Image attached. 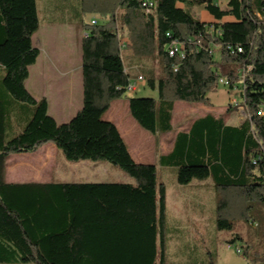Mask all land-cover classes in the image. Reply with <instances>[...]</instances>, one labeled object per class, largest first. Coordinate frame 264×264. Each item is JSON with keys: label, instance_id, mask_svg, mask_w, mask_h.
I'll return each mask as SVG.
<instances>
[{"label": "trees", "instance_id": "16d2710c", "mask_svg": "<svg viewBox=\"0 0 264 264\" xmlns=\"http://www.w3.org/2000/svg\"><path fill=\"white\" fill-rule=\"evenodd\" d=\"M143 1L78 0L70 22L84 31L82 102L58 123L46 98L35 99L24 86L39 54L31 39L39 27L37 0H0V263L165 264L166 187L155 164L135 162L116 126L103 118L122 97L140 127L165 133L172 130L174 102L209 104L207 93L219 77L229 89L238 86L247 115L239 126L206 114L177 132L171 151L159 158L176 168L178 184L211 179L219 230L247 219L250 201H264V115L258 114L264 108V0H154L150 12ZM193 8L211 17L209 25ZM88 13L94 18L85 20ZM122 34L139 64L157 62V73L150 67L146 78L157 99L126 95L131 75L120 53ZM169 37L181 42L182 57L167 53ZM211 44L218 47L216 59ZM227 45L242 49L231 52ZM46 143L68 161L106 160L134 181L4 180L6 156ZM247 264H264V250L249 255Z\"/></svg>", "mask_w": 264, "mask_h": 264}, {"label": "rangeland", "instance_id": "374dc122", "mask_svg": "<svg viewBox=\"0 0 264 264\" xmlns=\"http://www.w3.org/2000/svg\"><path fill=\"white\" fill-rule=\"evenodd\" d=\"M61 2L65 3L66 1L61 0ZM67 2L70 6L69 14L71 18L72 15L75 16L76 14L73 9L77 4L76 0H68ZM217 2L223 5L226 0H217ZM37 3L39 7V27L41 29L44 27L42 14H44L46 8L49 7V2L42 0L39 3V0H37ZM192 12L196 17L209 25L211 17L206 12L198 10L197 8H193ZM91 18H94L91 13L84 16L85 20H90ZM74 26L73 24L72 26H64L65 28L62 27L64 33H58L55 39H50L49 37L45 39V37H42L38 27L31 37L32 44L40 48L37 62L32 66L30 65L31 79L33 82L32 88L39 94L44 95L47 92L50 105H54V102H61L60 92L62 93V90L67 91L66 85L68 82L66 77L59 82L54 79L55 76L52 73V69L49 68L50 64L48 61L50 59L61 61L63 67L67 68L69 76V85L67 86L70 88V92L72 91L73 97H77L78 104L81 105V75L79 72L76 73L74 68L80 62L79 45L82 34L80 33L81 28L75 29L74 31ZM119 43L121 44L120 53L123 64L128 73L132 77L141 74L145 79V85L138 87L134 91H126V95L157 99V91L146 84V78L153 72L150 67L157 73V62L154 61L149 66L139 64L140 62H138L137 56L134 54L131 47L127 45L129 40L126 34L120 36ZM216 57H218V52ZM38 68H40L39 71ZM207 96L209 104L211 101L214 107H222L220 109H223V107L227 108L230 105L234 106L235 108H230L232 111L234 110V121L238 117L244 116L243 111H241L243 115H240V112L236 109L240 106L238 86L229 89L227 85L219 83L216 90L209 91ZM233 101H237V104H233ZM62 102L69 103V99L67 101L63 99ZM184 104L189 107L190 104L196 103L186 102ZM73 108L69 109L70 111L67 115L61 118L57 117V120L63 122L67 121L73 116L70 115V112H75V108ZM111 112L114 114L125 113L128 117H131L127 100L124 97L116 99L103 116L106 117ZM142 130L149 133L145 129ZM97 161H100L99 170L101 181H122L124 179L132 182L134 181L131 176L118 166L106 160ZM156 174L157 180L164 183L167 193L168 210L164 223V231L166 234L165 264H247L249 255L261 253L264 250V201H250L249 204L251 208L247 211V219L246 217L233 219L230 229L219 230L215 226V210L218 197L216 199L213 198L214 196L209 189L202 192L200 189L197 190L194 186L174 189L175 172L169 167H160V165H158ZM209 181H211V179L207 178L206 182L209 183ZM181 196H184L185 204L183 210L180 209L182 203ZM177 197L180 200H178ZM178 209L180 210L178 211ZM193 215L197 216L199 220L195 221ZM235 235H238L240 239L230 243L231 238ZM236 247H239L241 251L236 252Z\"/></svg>", "mask_w": 264, "mask_h": 264}, {"label": "crops", "instance_id": "0c3cea01", "mask_svg": "<svg viewBox=\"0 0 264 264\" xmlns=\"http://www.w3.org/2000/svg\"><path fill=\"white\" fill-rule=\"evenodd\" d=\"M40 1L42 0H39V3ZM46 1L49 2V7L46 8V12L42 14V21L44 23V27L41 29L39 27L40 34L42 35V37H45V39H47L48 37L50 39H55L56 38L55 36L58 33H62L64 31L62 27L65 28L64 26H72L73 24L75 25L74 31L75 29H80L78 24H76L75 22H70V14H69L70 8L68 7L69 6L67 2L68 0H65L66 1L65 3L63 2L57 3L56 0H46ZM77 2L78 0H76V4ZM37 12L39 14L38 3H37ZM39 26H40V20H39ZM80 33L84 35L83 30H80ZM35 47L38 48L40 53V48L38 46ZM35 62H37V58ZM34 63L31 64V66L34 65ZM48 63L50 64L49 68L52 69V73L55 76L54 79H56V81L59 82L64 77H66L68 81L67 85H69L68 70L67 68L63 67L61 61H58L56 59H50ZM31 66L28 67V76L24 80L25 88L35 99H39L41 97L46 98L48 114H50L56 120V122L62 123L63 121H58L57 117L61 118L62 116L67 115L70 111L69 109H72L74 106L75 109L74 108L73 109L75 112L81 107V105L78 104L77 97H73L72 91L70 92V88L66 85L67 91L62 90V93L60 92L61 102L60 103L54 102V105H50V99L48 98L47 92L44 95L39 94L38 92L35 91L34 88H32L33 82L31 79ZM74 69L76 73L79 72V74L81 75V58H80V62L76 65ZM39 70L40 68H38V71ZM1 71L2 68L0 67V73ZM142 85H145V83ZM5 98L7 99L9 97H5ZM63 99L64 101H67L69 99V103L68 102L63 103L62 102ZM81 99H82V80H81ZM239 99L241 101V98ZM114 101L115 100H113L110 103L109 108L111 107V104ZM184 103L186 102H182V101L174 102L171 113V120H170V123L172 125V130L165 133H151L149 131H148L149 133H146L145 131L142 130L143 128L138 125V123L134 120L132 116L128 117L125 113L114 114L113 112H111L106 117L105 116L103 117H105L104 119L111 121L116 126L124 142L127 145V149L132 159L135 162L155 164L156 170L158 165H160V167H167V168L169 167L170 169L173 170V172H175V182L173 185L174 189L186 188L189 186H194L196 187L197 190L200 189L202 192L206 189H209L212 195L214 196L213 198L216 199V192L212 181H209L208 183L206 182L207 180L206 178L197 181L191 180L189 183L183 185L178 184L176 182V168L171 165H161L159 157L162 155H166L171 151L173 147L174 138L177 132H187L190 129V126L194 120L201 118L206 114H212L215 117H220L225 125H232V126H239L245 120V117L240 116L234 121V114H233L234 110L232 111L230 108H235V107L232 105H230L227 108L223 107V109H220L222 107H218V108L214 107L211 101L209 105L196 103V104H190L189 107H187V105H185ZM240 106H238L236 109L237 111L240 112V115H243L241 112L242 110H240ZM109 108L107 110H109ZM107 110L105 112H107ZM75 112H70L71 113L70 115H74ZM99 164L100 161H92V160L68 161L63 157V155L60 153V151L58 150L55 144L46 143L40 146L37 150L32 152L12 153L6 156L5 166H4V180L6 182H11V183L113 182V181L100 180ZM120 182H132V181L124 179ZM194 182H198V183H194ZM181 197H182L181 199L182 203L180 209L183 210L185 204L184 196ZM177 199L180 200L178 197ZM180 209H178V211ZM167 210H168V204H167V193H166V214H167ZM193 217L195 221L199 220L197 216L193 215Z\"/></svg>", "mask_w": 264, "mask_h": 264}, {"label": "built area", "instance_id": "2783aa9c", "mask_svg": "<svg viewBox=\"0 0 264 264\" xmlns=\"http://www.w3.org/2000/svg\"><path fill=\"white\" fill-rule=\"evenodd\" d=\"M143 6H144V9L146 12H150L153 9V7L155 6V1L154 0H144ZM92 23H95V20H92ZM166 34L168 36H170L169 33H166ZM227 49H229L231 52H233L234 49H236L237 51H241L242 48L239 45L235 46V47H232L231 45H227ZM166 51L170 56L179 55L182 57L184 55V50H183L181 42L178 41L176 38H172V37H169V41L166 45ZM209 51L213 55V57L216 59L218 47L214 44H211ZM218 81L221 84L228 85V80H226L224 77H219ZM144 83H145L144 76L139 74L135 77L129 78L128 83L125 86V89H126V91H134ZM232 103L237 104V101H233ZM241 110L243 111L244 116L247 117L243 105H241ZM258 114L264 115V108L263 107H261L258 110ZM240 251H241V249L239 247H236V252H240Z\"/></svg>", "mask_w": 264, "mask_h": 264}]
</instances>
